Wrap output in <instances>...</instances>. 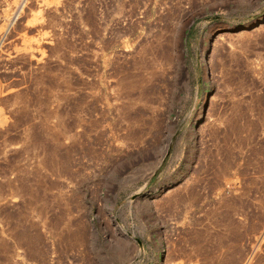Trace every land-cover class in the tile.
Listing matches in <instances>:
<instances>
[{"label":"rangeland","instance_id":"rangeland-1","mask_svg":"<svg viewBox=\"0 0 264 264\" xmlns=\"http://www.w3.org/2000/svg\"><path fill=\"white\" fill-rule=\"evenodd\" d=\"M0 264H264V0H0Z\"/></svg>","mask_w":264,"mask_h":264},{"label":"bare ground","instance_id":"bare-ground-1","mask_svg":"<svg viewBox=\"0 0 264 264\" xmlns=\"http://www.w3.org/2000/svg\"><path fill=\"white\" fill-rule=\"evenodd\" d=\"M167 31V29L164 31V32H166ZM169 32H170V30H169ZM177 33V32H176ZM164 35L163 36H165L166 35V33H163ZM168 34V33H167ZM151 35V34H150ZM157 35V34H156ZM170 35V34H169ZM171 35H173V34H171ZM154 36V35H153ZM175 36V35H174ZM173 37V36H172ZM176 38V37H175ZM179 38V37H178ZM178 38H176V41H177V39ZM160 39H162V38H160ZM163 39H172V38H169V37H167V38H163ZM152 40H153V37H152ZM144 41V40H143ZM156 41H158V40H156ZM165 41V40H164ZM173 42L175 41V40H172ZM147 42V41H146ZM153 42V41H152ZM160 42V41H159ZM163 42V41H162ZM142 43H143V45H142ZM166 43V42H165ZM176 43V42H175ZM145 43L144 42H142L141 41V39H139V41L137 42V45H138V47L136 48L137 49V58H138V60H136V62H135V64H133L134 66V68H135V70H136V72H130V71H126V70H124L125 68H123V70L124 71H126V72H124L123 73V77L121 78V83H120V87H121V92H122V94H123V98L124 99H126L127 101H125L124 100V102L125 103H130L131 101H134L136 104L138 103V101L137 100H140L141 98H143L144 96H146L147 95V93L150 91V88H149V86L147 85V78L145 77V76H143L144 74H141V72H142V70H144L143 69V67L145 68V72H147V70L149 69V67L148 66H146L147 64H146V56H149V55H147L148 53L150 54V53H153V50H154V48L156 47L155 46V44H146V45H144ZM163 44V43H162ZM178 44V43H177ZM177 44H174V45H177ZM125 46H126V48H130V45H129V43H128V41H127V43L125 44ZM153 46H155L154 48H153ZM159 47V46H158ZM166 47V46H165ZM169 47V46H168ZM170 48H171V46H170ZM149 51H151V52H149ZM161 51V50H160ZM154 52H156L155 50H154ZM169 52V51H168ZM157 53V52H156ZM161 53V52H160ZM161 54H163V53H161ZM165 54V53H164ZM155 56V55H154ZM157 57H158V55H156ZM162 56V55H161ZM160 56V57H161ZM164 56H166V54L164 55ZM172 56V55H171ZM151 57H153V56H151ZM150 57V58H151ZM168 57V56H167ZM154 58V57H153ZM153 58H151V59H153ZM159 58V57H158ZM162 58V57H161ZM164 58V57H163ZM170 54H169V59L168 60H170ZM147 59H149L148 57H147ZM155 59H156V57H155ZM134 60H135V57H134ZM159 60V59H158ZM157 60V61H158ZM161 60V59H160ZM166 60V59H165ZM172 60V59H171ZM153 61H156V60H152L150 63H152ZM156 61V63H154V65L153 66H155V64H157V63H159V62H157ZM134 63V62H133ZM153 64V63H152ZM127 65V64H126ZM158 66V65H157ZM127 69V68H126ZM133 69V68H132ZM152 69V68H151ZM122 70V71H123ZM150 70V69H149ZM121 71V72H122ZM150 72V71H149ZM147 74H149V73H147ZM150 74H153L152 73V71H151V73ZM149 76H151V75H149ZM113 77V76H112ZM111 78V77H110ZM151 78H154V77H151ZM112 82V81H111ZM119 82H120V80H119ZM119 86H118V88H119ZM110 88H112L111 86H110ZM109 88V89H110ZM115 88V87H114ZM114 88H113V90H114ZM111 90V89H110ZM112 90V91H113ZM120 90V89H119ZM111 91V93H113ZM115 91V90H114ZM137 95V96H136ZM135 96V97H134ZM111 100V99H110ZM141 101V100H140ZM112 102H114V101H112ZM135 103L133 104L134 105V107H135ZM109 104H110V102H109ZM133 105H132V107H133ZM111 106V105H110ZM124 106V105H123ZM112 107H113V105H112ZM117 107V106H116ZM115 107V105H114V108H116ZM126 107H129V106H126ZM123 110H125V108H123V107H121ZM127 109V108H126ZM130 109V108H129ZM132 109V108H131ZM133 109H135V108H133ZM133 109H132V111H133ZM116 110V109H115ZM117 110H118V107H117ZM121 110V109H120ZM119 110V111H120ZM135 110H138V109H135ZM130 111V110H129ZM123 112V114H127L128 112L126 111V113H124V111H122ZM135 112V111H134ZM120 114H121V112H120ZM122 115V114H121ZM131 115H133V114H131ZM127 116H129V114L127 115ZM130 118H131V116H130Z\"/></svg>","mask_w":264,"mask_h":264}]
</instances>
